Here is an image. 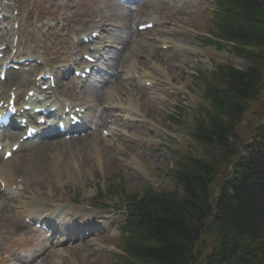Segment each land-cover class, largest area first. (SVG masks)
Wrapping results in <instances>:
<instances>
[{
  "label": "trees",
  "instance_id": "16d2710c",
  "mask_svg": "<svg viewBox=\"0 0 264 264\" xmlns=\"http://www.w3.org/2000/svg\"><path fill=\"white\" fill-rule=\"evenodd\" d=\"M219 5L221 31L243 45L236 52L249 62L246 71L223 69L225 86L214 91L215 108L195 134L220 154L206 149L208 159L182 157L176 168L181 192L148 187L135 193L127 264H137V258L148 264H264V123L244 145L247 153L228 173L221 169L242 150L237 126L264 87V0Z\"/></svg>",
  "mask_w": 264,
  "mask_h": 264
},
{
  "label": "rangeland",
  "instance_id": "374dc122",
  "mask_svg": "<svg viewBox=\"0 0 264 264\" xmlns=\"http://www.w3.org/2000/svg\"><path fill=\"white\" fill-rule=\"evenodd\" d=\"M71 1V2H70ZM29 0H22L20 2V7L22 8L23 15L31 17L35 22L37 20L38 12L47 13V17H55L60 23L58 31L52 29L48 31L46 35L33 33L31 30H25L24 38L26 39L25 48L34 52L40 51V46L42 43L46 44L47 51V60H52L54 57L70 55L71 59L78 57V54L81 50H78V46L74 45V41L71 39L73 32H75L79 27H83L86 23L88 17L86 14L97 15L100 12L102 16H109L110 14L115 13L101 10L99 7H94V0H37V5L34 10L28 8ZM197 3H199L197 5ZM192 0L189 2L190 8L186 11H182V14L179 16L183 18L186 27L190 29H195L198 33L196 36L190 37L188 40L194 44L195 52L192 57H187V53H179L177 64L181 63H194L192 60L197 59L201 63L206 62V66H209L210 62L212 64H224L230 61L233 65L238 68H245L247 62L244 58L238 57L231 52L224 50L216 49L213 46H205L201 38L205 35L206 27L210 21L206 20L208 7L210 6L209 0ZM95 4V3H94ZM51 6L50 10H47ZM155 11H161L163 9V4L158 3L153 8ZM211 8H209V11ZM112 15V19H114ZM174 16V15H173ZM40 17V16H39ZM105 18V17H103ZM69 24V26H67ZM190 24V25H189ZM194 27V28H193ZM134 29V27H133ZM75 35V34H74ZM148 48H145L147 51ZM190 56V55H189ZM192 58V60H191ZM210 58V59H209ZM201 69L205 70V66H199ZM206 71V70H205ZM207 72V71H206ZM155 74V73H154ZM173 79L174 93H181L179 88L187 87V91H190L189 87H203V83L200 80H195L186 73L185 75L179 74L176 67H172L170 73H168ZM165 80V79H163ZM158 83L159 80H156ZM264 83V75H263ZM73 91L74 83L70 82V86ZM194 89V88H193ZM201 90V89H200ZM199 91H196V95ZM142 110L150 116L148 118L147 126L144 128L145 137H149L152 141L151 147H149L148 141L143 142L141 147L146 150V159L141 162L140 158L130 153V160L122 161L117 158L114 154H117L116 150H111L106 148L101 141L100 133H94L93 138H97L99 148H91V150L83 149L81 141L67 143L65 146L69 148L67 152L66 159L55 157L52 154H48L49 159V169L47 171L52 172L50 175L45 172L46 169L36 166L32 170L29 169L27 173L22 172L20 169L14 168V172H17L24 176H29L31 180L28 181L26 189L27 191L22 190L23 195L27 200H34L36 205H39L40 202L46 200H60L63 205H59L61 210H68L69 207L73 204L71 200L76 198L78 204L76 209L78 212H90L91 208L89 204L92 203L93 196L96 191L98 184L106 187L110 180L115 177H122L125 183V187L130 191H137L142 189L146 184L153 185L154 188L158 189H174L178 187L177 181L170 177L167 173V169L172 164H175L177 160V153L175 148H179L181 153L200 152L199 145L192 143L191 137L189 135L190 127L186 122H178L170 118L171 116L177 115L175 112L174 102L178 100V97L175 95H168L165 105H157L151 101L152 97L142 92ZM195 94H192L194 97ZM197 97H194V100ZM191 99V98H189ZM198 101V99H197ZM190 112L186 110V113ZM264 122V87L258 100L250 103L247 112L245 113L244 119L239 126L238 132L239 135L247 139L249 138L255 130V127ZM133 128V127H132ZM151 130V134L146 133V129ZM114 142L117 140V137H114ZM122 144L125 145L126 140L122 139ZM121 143V141H120ZM176 143L177 146H175ZM170 150L167 151L163 148V145ZM134 147L138 148V144L135 143ZM98 150H102L101 157L105 164H95L94 155ZM166 150V151H165ZM86 153H88L86 161ZM158 153H161V156H158ZM23 153H19L13 160L17 162ZM138 158V159H137ZM148 158V159H147ZM62 160H65L67 163L62 167ZM77 164H81L82 169L85 170L82 174L79 173ZM74 164V165H73ZM48 167V166H47ZM42 169V170H40ZM131 173L139 175L131 176ZM39 178H37V177ZM16 177V175H14ZM179 188V187H178ZM36 193H41L42 197L40 199L36 198ZM8 203V198L0 195V206H3L4 203ZM108 203V202H106ZM74 205V204H73ZM111 206L110 208H113ZM5 210V211H4ZM115 217L119 218V212H115ZM22 221V220H21ZM20 223L19 216L15 215L12 212H9L7 209L1 210L0 208V259L1 264H16L13 260L15 251L17 254L20 251L26 252V255L31 254L32 257L39 260L40 264H112L113 261H116L115 254H108L107 252L111 251L112 248H115V244H118L119 239L116 238L112 240V235L109 238H106L105 241L102 239V235L95 236V241L106 246L103 250L96 249L94 241L90 242V245L87 248L81 246L68 245L67 247H62L60 245H52L49 248H46L45 241L43 236H39L36 239V235H26L30 229L25 225L18 226ZM114 227V226H112ZM204 240L207 241L206 248H203L204 252L210 249L209 236L205 235ZM44 244V247L41 245ZM115 245V246H114ZM63 249H66L65 252H62ZM46 250V251H45ZM54 251L57 252V256L53 255ZM41 256V257H40ZM56 259V261H53ZM25 264V262H21Z\"/></svg>",
  "mask_w": 264,
  "mask_h": 264
},
{
  "label": "bare ground",
  "instance_id": "6f19581e",
  "mask_svg": "<svg viewBox=\"0 0 264 264\" xmlns=\"http://www.w3.org/2000/svg\"><path fill=\"white\" fill-rule=\"evenodd\" d=\"M95 3V4H94ZM94 7H99L100 11L101 10H106L109 12H114V14H110L108 17L107 16H102V13L100 12L99 14H97L96 16H93L92 18L95 17H99V20H95L93 19L91 21V26L92 28H94L93 30H98L101 29L103 27H105L104 30L109 31L108 27L106 26L107 23H112L114 21H116L117 23H120L121 25H119V27L122 28L121 32H118L116 34H113V36H111L110 38L112 40H119L120 42V47L122 51L116 52L114 53L115 55V62L114 64H109L110 69L114 70L116 74V72L120 71L123 67L122 62L125 59V57L127 56L124 52L127 51L130 48V45L132 44H137L136 47L134 48V52L138 53L135 54L136 57H134V61H133V66L130 68V71L128 72H132L133 70H139V71H144L145 67L148 64H153L152 62H155L157 64H159L160 66L164 65L165 63L167 64L169 61H173L177 58V56L175 55H167L169 52H165L162 51L161 49L155 52H151L150 54L145 53V51L143 50V46L145 44L150 45L151 47H154L153 42L150 41H146L149 40L146 37H143L141 39H136V37H133L132 40L133 42L131 43V21H132V17H131V13L130 10L127 9L128 6H126L124 3H122L120 0H94ZM150 5V1H146L144 0V2L141 3V5H137V9L139 10L138 12L141 13L143 11L144 8L148 7ZM165 9V7L163 8ZM90 14V13H89ZM175 14V13H174ZM92 15V14H90ZM112 15H114V19H112ZM105 17V18H103ZM141 17V16H140ZM177 20L180 21L181 17L177 16ZM110 21V22H107ZM183 22V21H181ZM124 23V24H123ZM131 23V24H130ZM174 31H169L167 28H165V26H163V29H159L156 30L157 34H161L164 38V41H162V44H169V47H174L175 49H179L182 46H184L185 42L181 40L180 38V34H177L179 31L176 29H173ZM142 39H146L144 41L140 42V45L136 42ZM160 41V40H158ZM81 46V45H80ZM141 46V47H140ZM106 49V47H103V50ZM143 56V57H142ZM141 58V59H140ZM163 68V67H162ZM164 69V68H163ZM168 69V68H166ZM130 73H127V75H129ZM125 75L126 72L123 74H120L119 77H111L108 76L106 74L105 76V80H103V82L100 85H93V87H86L84 84H82V87H86V89L84 90V102H85V112H87V114L92 118V120L94 118H96V111L98 110L99 107H101V102L103 100L106 99V93H109V101L110 104L111 102L113 104H117V107L120 111L122 112H128L129 110L127 109V107L121 106V102H119L120 100V96L118 92H122V93H130L129 94V101H131L133 103V105L136 108H139L142 110V108L140 106H142L143 102H142V89H133L131 88V84H129L128 82H126L125 79ZM61 77H62V72L58 73L57 76V85L60 83L61 81ZM123 77V78H122ZM19 78H22V82H19ZM114 78V80H113ZM112 80L114 81V86L111 88L110 85V91H115V97L117 96L119 98V100H115V102H113V97H112V92H105L106 90V86L109 84H111ZM8 85H17V88H29L31 86V88H33L34 86V82L32 80H30V77L27 76L26 73H20L17 71H11L8 74L7 79L5 80V83L2 86H5L6 88L8 87ZM1 87V85H0ZM5 88V89H6ZM4 89V90H5ZM118 91V92H117ZM144 92V91H143ZM3 93H6V91H4ZM1 96H5V95H1ZM111 106H104L103 107V112L101 113L99 120L101 119H105L107 120L108 118H111L112 123L110 125H107L104 128L108 129L109 135L107 136H102L99 137L101 140L103 141H107L108 143L111 144V147H115L116 144H118V146L121 145V143L119 142L121 139L123 140H127L128 143L125 144L124 147V153L126 155H122L121 159H125L126 157L130 156L129 154L134 152L133 150L134 148V144L130 142L131 137L130 136H126L125 135V129L126 124L125 123H121L122 120L118 119L116 117V115L112 114V112L110 111L111 109H109ZM104 113H106L104 115ZM113 116V117H112ZM121 130H124V132L122 133ZM6 133H9L8 130L5 131ZM120 134H123V137L120 136ZM94 135V133L91 134H87L84 137H80V138H71V141L76 142V141H81L82 145H83V149H87V150H91V148H99L101 145L99 144L97 138H93L92 136ZM114 137H119V139L116 142H113ZM126 138V139H125ZM101 142V141H100ZM68 141L67 140H59V138L57 139V141L52 142L51 139H49L47 136H43V137H39L36 140L31 141V143H28L26 145H24L25 147L21 148L19 151H21L22 149L24 150L26 148V150L28 151L27 153H24L22 155V157L20 159L17 160V162H15V164H12L13 160H14V156L12 155V157L7 160L5 163L9 166L10 164V170H5V176L7 177V175H9V177H11L10 173L13 174L14 168L20 169L22 172L27 173L29 169L32 168V170H36L34 169L36 166H39L41 168H47L45 172H47L49 175L52 172L47 171L49 169V157L48 154H52L55 157H59V158H64L66 159V155L67 152H69V148L65 146L68 145L67 144ZM138 145L141 147V145H143V143L138 142ZM142 148V147H141ZM111 150H114L113 148H110ZM137 149V148H136ZM139 150V149H138ZM71 152V151H70ZM97 153H103L102 150H98ZM114 154L117 156V154L114 151ZM88 157V153H86V161H88L89 159H87ZM1 158V156H0ZM2 159V158H1ZM0 159V161H2ZM66 161L62 160V167L64 168V166L66 165ZM48 166V167H47ZM83 167V166H82ZM42 170V169H40ZM137 174L135 173H131V176H136ZM139 175H137L138 177ZM20 206L23 207V210H25L26 208H28V206L23 203L22 201L19 202ZM1 210L5 209V206H0ZM9 209V208H8ZM22 210V212H23ZM5 211V210H4ZM59 228V226H58ZM59 240V239H58ZM22 261V260H19Z\"/></svg>",
  "mask_w": 264,
  "mask_h": 264
}]
</instances>
